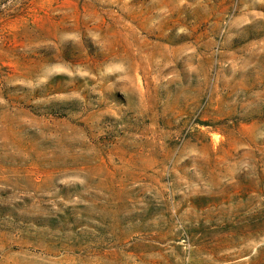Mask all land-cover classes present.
<instances>
[{
  "label": "rangeland",
  "instance_id": "1",
  "mask_svg": "<svg viewBox=\"0 0 264 264\" xmlns=\"http://www.w3.org/2000/svg\"><path fill=\"white\" fill-rule=\"evenodd\" d=\"M0 264H264V0H0Z\"/></svg>",
  "mask_w": 264,
  "mask_h": 264
},
{
  "label": "clouds",
  "instance_id": "2",
  "mask_svg": "<svg viewBox=\"0 0 264 264\" xmlns=\"http://www.w3.org/2000/svg\"><path fill=\"white\" fill-rule=\"evenodd\" d=\"M117 70H120V69H117V68H115V67H109L108 69H107V71L108 72H115V71H117Z\"/></svg>",
  "mask_w": 264,
  "mask_h": 264
}]
</instances>
